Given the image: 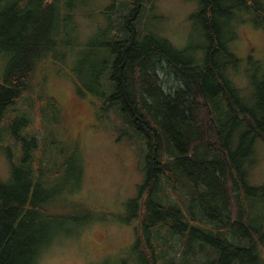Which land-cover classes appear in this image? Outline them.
I'll return each instance as SVG.
<instances>
[{
	"label": "trees",
	"instance_id": "1",
	"mask_svg": "<svg viewBox=\"0 0 264 264\" xmlns=\"http://www.w3.org/2000/svg\"><path fill=\"white\" fill-rule=\"evenodd\" d=\"M194 1L191 20L201 30L183 48L137 30L138 0L124 3L133 7L122 26L109 17L99 36L110 55L95 78L97 85L110 68L100 117L114 109L144 151L145 183L127 205V221L139 224L136 245L145 241V250L136 246L141 264H163L157 230L181 238L180 264H264V184L249 183L255 144L264 137V69L238 87L242 59L232 49L240 24L264 29V2ZM62 7V0H0V139L8 132L23 152L11 160L9 182L0 181V264H37L57 237L95 220L80 198L85 171L77 141L69 136L66 145L58 123L44 121L54 98L16 109L41 89L40 62L68 19ZM160 72L174 81L171 91Z\"/></svg>",
	"mask_w": 264,
	"mask_h": 264
},
{
	"label": "rangeland",
	"instance_id": "2",
	"mask_svg": "<svg viewBox=\"0 0 264 264\" xmlns=\"http://www.w3.org/2000/svg\"><path fill=\"white\" fill-rule=\"evenodd\" d=\"M62 1V16L68 19L61 23L62 33L56 46L40 62L37 77L41 89L29 100L24 99L16 105V109L25 107L31 111L41 96L54 98L55 101L51 100L44 106V121L47 123L48 119L58 123L56 136L66 145L69 136L77 141L85 171L80 198L95 220L76 226L68 235L57 237L37 264H122L124 260L127 264H141L136 243L138 233L142 232L138 222L127 221L133 212V208L127 205L145 183L143 146L135 132L122 124L114 109L110 110V118L100 117L101 83L107 84L110 68L106 75H101L102 81L95 85L96 76L102 73L110 56L104 46V37L99 36L109 17L110 21H115L116 27L122 26L123 17L133 6L124 9L127 0ZM138 2L142 8L135 26L142 35L155 32L179 48H183L191 36L193 41H197L195 32L201 29H195L191 20L199 8L196 1ZM237 33L232 49L242 61L233 78L238 87L244 88L250 85V75L264 69L261 68L264 65V29L248 21L238 26ZM2 60L4 52L0 53V75ZM160 79L166 91L175 88L174 81L162 72ZM62 116L64 121H61ZM7 148H10L12 157ZM22 154L20 147L13 144L10 134L5 131L0 139L2 183L10 180L11 160L21 161ZM250 168L249 183L253 186L264 184V137L255 144ZM196 214L199 217L197 210ZM162 232L155 231V239L164 244L163 264H180L183 258L181 238L163 235ZM140 238L137 248L145 250L144 238ZM206 252L205 249L199 253L204 255ZM261 256L264 259V250H261Z\"/></svg>",
	"mask_w": 264,
	"mask_h": 264
}]
</instances>
